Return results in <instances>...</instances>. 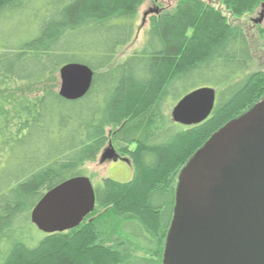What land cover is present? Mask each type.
<instances>
[{
    "label": "trees",
    "instance_id": "1",
    "mask_svg": "<svg viewBox=\"0 0 264 264\" xmlns=\"http://www.w3.org/2000/svg\"><path fill=\"white\" fill-rule=\"evenodd\" d=\"M144 1L0 0V264H162L181 169L264 98V72L249 73L251 38L223 14L241 18L264 0H177L152 17L143 47L114 63L135 37ZM67 63L95 72L84 98L49 89L5 101L1 89L44 83ZM206 85L218 94L211 116L197 126L174 123L170 100ZM110 126L121 127L115 139L131 180L104 179L80 226L33 241V208L84 176Z\"/></svg>",
    "mask_w": 264,
    "mask_h": 264
},
{
    "label": "water",
    "instance_id": "2",
    "mask_svg": "<svg viewBox=\"0 0 264 264\" xmlns=\"http://www.w3.org/2000/svg\"><path fill=\"white\" fill-rule=\"evenodd\" d=\"M159 14L150 9L144 14ZM264 3L259 18L262 24ZM95 72L86 64L59 69L58 94L84 98ZM217 89L198 88L171 111L174 123L191 127L214 111ZM129 162L110 143L100 163ZM96 193L86 176L72 177L47 191L31 212L32 224L50 235L73 230L94 212ZM162 264H264V98L228 122L181 169Z\"/></svg>",
    "mask_w": 264,
    "mask_h": 264
},
{
    "label": "rangeland",
    "instance_id": "3",
    "mask_svg": "<svg viewBox=\"0 0 264 264\" xmlns=\"http://www.w3.org/2000/svg\"><path fill=\"white\" fill-rule=\"evenodd\" d=\"M177 0H145L144 3L139 8V17L137 21V31L133 41L126 47L119 50L114 63H119L125 60L127 57L131 56L133 53L139 51L146 40V33L150 27L151 19L156 13H151L148 16H144L146 12L150 9H159V13H163L167 10H171L175 7ZM264 3V2H263ZM218 7V4L216 5ZM262 12L261 5L251 14H246L241 18H232L229 13L223 12V14L228 18V20L236 25L243 26L248 33V36L251 38L253 46V55L254 60L249 70V73H255L262 71L264 72V20L262 24L253 23L254 19L259 18L260 13ZM13 27V26H12ZM60 87V77L59 72H57L50 80L40 83V84H28V83H15L11 84L6 89H1L5 101L16 102L24 99H35L36 97L42 95L45 91L49 89L59 90ZM202 87H211V86H202ZM218 95V94H217ZM216 95V102H217ZM169 104L165 106V112L169 114L171 118V111L176 105L177 100H170ZM216 105V103H215ZM172 120V119H171ZM121 130V127L110 126L107 128L108 133V144L111 143L117 152H120V155L124 158L129 159L128 155H124L120 148L121 144L119 141H116V134ZM106 146V147H107ZM135 145H131L130 149L133 150ZM100 156L94 162H88L84 165V176L88 177L93 184L94 188L102 184L104 179H112L121 183H126L131 180L133 175V166L129 159V162L118 161V162H107L101 164ZM45 234L40 232L38 229H35L34 232L29 233V237L34 240L41 239ZM31 239V240H32ZM143 255V253H140Z\"/></svg>",
    "mask_w": 264,
    "mask_h": 264
},
{
    "label": "flooded vegetation",
    "instance_id": "4",
    "mask_svg": "<svg viewBox=\"0 0 264 264\" xmlns=\"http://www.w3.org/2000/svg\"><path fill=\"white\" fill-rule=\"evenodd\" d=\"M119 153V152H118ZM120 154V153H119Z\"/></svg>",
    "mask_w": 264,
    "mask_h": 264
}]
</instances>
